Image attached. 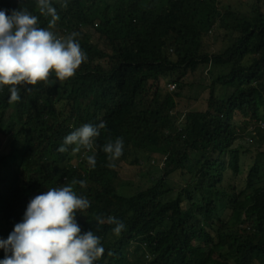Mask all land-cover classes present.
<instances>
[{
  "label": "trees",
  "instance_id": "obj_1",
  "mask_svg": "<svg viewBox=\"0 0 264 264\" xmlns=\"http://www.w3.org/2000/svg\"><path fill=\"white\" fill-rule=\"evenodd\" d=\"M248 1L243 13L221 10V0H51L60 19L50 30L79 33L87 59L70 79L53 73L48 83L21 86L17 103L0 87V240L22 222L32 198L75 179L86 181L74 190L90 201L76 214L81 234L92 230L105 249L95 264H264V152L245 150L251 164L242 191L224 187L228 168L241 172V152L232 148L239 132L264 131V0ZM19 7L48 28L51 17L37 1L0 0L9 14ZM216 30L228 47L212 55ZM208 66L230 72L213 80L204 111L179 120L180 93H167L164 80L181 86ZM218 86L235 91L223 99ZM100 121L106 127L83 161V148L58 151L75 129ZM117 138L123 154L112 168L103 146ZM193 155L201 158L191 168ZM132 157L134 166L157 161L163 169L151 187L129 194L119 171ZM97 215L114 216L125 229L112 241L114 225H98Z\"/></svg>",
  "mask_w": 264,
  "mask_h": 264
},
{
  "label": "clouds",
  "instance_id": "obj_2",
  "mask_svg": "<svg viewBox=\"0 0 264 264\" xmlns=\"http://www.w3.org/2000/svg\"><path fill=\"white\" fill-rule=\"evenodd\" d=\"M32 1H37L41 14L51 17L48 28L39 27V17L26 9L19 7L10 14L7 9L0 10V87H9L10 104L21 100V86L48 83L53 73L57 80L70 79L87 59L76 39L79 33L58 36L57 31L50 30L60 19L51 0ZM169 90L175 92L176 85H169ZM105 127L104 121L80 126L64 138L58 151L65 153L71 147L73 155L83 148L86 151L79 159L83 161ZM103 151L111 162L108 166L115 168V161L123 154V139L109 141ZM86 159L95 168V155ZM77 184L84 188L86 181L73 179L66 186L49 188L30 200L22 222L14 226L6 240H0V249L5 253L0 264H95L104 255L101 238L92 230L81 234L76 221V214L90 207V201L74 190ZM95 220L98 225H114L116 236L125 229L114 216L97 215ZM146 259L150 262L151 255Z\"/></svg>",
  "mask_w": 264,
  "mask_h": 264
},
{
  "label": "rangeland",
  "instance_id": "obj_3",
  "mask_svg": "<svg viewBox=\"0 0 264 264\" xmlns=\"http://www.w3.org/2000/svg\"><path fill=\"white\" fill-rule=\"evenodd\" d=\"M252 3L248 0H221L220 9L225 10L231 7L241 10L243 13H248ZM224 33L216 30L212 34V49L211 54H221L228 47V43L223 40ZM252 59L244 61L245 65H249ZM230 72L228 67H201L195 73H189L184 79H182L181 86L174 82H167L164 80L163 86L164 90L170 94L169 85H176L175 93H180V97L177 100L178 107L174 111L173 115L179 118V120L184 119L185 115L189 111H204L207 105V99L211 89L213 80L219 76L226 75ZM169 80V79H168ZM218 95L227 99L235 91L234 89H224L220 86L216 88ZM174 93V94H175ZM136 107L138 111L144 108V102L139 96L136 101ZM178 120V121H179ZM243 118L241 116H236L234 125L241 126ZM247 130V129H245ZM249 132V133H248ZM245 133L239 132V138L233 143L232 148L238 149L241 152V172L235 175L228 168V176L225 182V189L229 192L242 191L245 188V180L248 172V165L251 164L250 156L245 154V150H251L253 153L257 151L264 152V131H258L255 133L254 127H251L249 131ZM155 157L151 158L154 159ZM201 155H193L190 167H195V161L200 159ZM135 161L132 157L127 162L123 163L120 167L119 177L120 181L123 183H128L131 188L128 190L129 194L135 192L136 187L139 186L140 189H148L151 187L155 181L162 176L163 166L157 161L142 164V168L132 165L131 163ZM175 188H180L182 186L181 181H171ZM230 195V194H229ZM224 216L230 214L229 210H226ZM236 217L241 218L240 215L236 214ZM118 236L114 235L111 240H115Z\"/></svg>",
  "mask_w": 264,
  "mask_h": 264
},
{
  "label": "built area",
  "instance_id": "obj_4",
  "mask_svg": "<svg viewBox=\"0 0 264 264\" xmlns=\"http://www.w3.org/2000/svg\"><path fill=\"white\" fill-rule=\"evenodd\" d=\"M173 89V88H172ZM262 127H264V125L262 124Z\"/></svg>",
  "mask_w": 264,
  "mask_h": 264
}]
</instances>
